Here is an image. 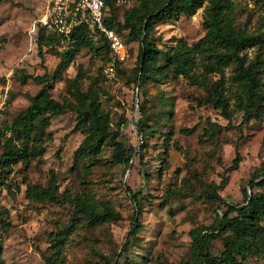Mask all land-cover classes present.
Returning a JSON list of instances; mask_svg holds the SVG:
<instances>
[{"label": "rangeland", "instance_id": "374dc122", "mask_svg": "<svg viewBox=\"0 0 264 264\" xmlns=\"http://www.w3.org/2000/svg\"><path fill=\"white\" fill-rule=\"evenodd\" d=\"M234 2L235 26L264 38V0ZM138 3L131 0L127 5H117V23H122L125 12ZM47 5L48 0H0V87L10 86L9 108L0 126L10 127L30 104L28 95L37 94L46 81L53 98L78 105L68 87L69 81L80 75L84 91L90 85L98 91L97 100L109 122L108 135L102 137L98 153L86 149L88 127L82 125L74 132L79 114L67 108L52 115L32 154L0 164V264H48V259L57 257L55 239L60 241L61 250L53 264L191 261V232L213 224L226 209L207 197L211 187L226 179L220 195L241 203L242 190L249 188L253 173L264 167V112L258 115L264 101L260 102L261 109L255 107L244 114L240 109L242 94L232 79L234 64L225 68L223 76L205 74L200 66V80L195 84L173 74L169 79H149L140 84L135 71L140 38L129 35L128 30L120 32L130 44L132 56L115 78L105 74L101 56L85 46L62 80L52 79L64 50L58 45L41 51L37 44ZM204 8L193 16L159 22L149 38L164 50L181 37L189 44L197 42L206 33ZM92 38L96 46L102 45L99 38ZM243 54L248 63L258 56L264 59V45L248 48ZM20 69L34 77L45 75L46 81L31 78L23 84L18 78ZM260 76L264 82V63ZM219 82L233 110L231 120L214 105L212 92ZM112 133L118 134L117 141L132 154L129 165L115 160ZM6 135L9 137L11 131ZM3 152L4 139L0 136V157ZM238 154V168L229 170ZM49 188L57 199L45 194ZM128 188L139 194L142 203L137 219L143 228L133 238L128 234L137 209ZM79 196L87 197L98 210H111L119 216L95 226L88 225L79 214L81 218L76 219L74 199ZM223 249L220 239L209 244L215 255ZM250 261L264 264V255Z\"/></svg>", "mask_w": 264, "mask_h": 264}, {"label": "trees", "instance_id": "16d2710c", "mask_svg": "<svg viewBox=\"0 0 264 264\" xmlns=\"http://www.w3.org/2000/svg\"><path fill=\"white\" fill-rule=\"evenodd\" d=\"M116 6L115 0H106L108 24L119 32L128 30L129 35L140 38V51L135 70L140 84L149 79L157 81L163 78L169 79L170 74H173L175 78L182 76L195 84L200 80V75L197 73L200 66H203L205 74L216 73L223 76L225 68L234 64L232 79L235 84H238L242 94L240 109L244 114H250L255 107L262 106L260 102L264 101L262 91L264 82L260 74L264 59L258 56L248 63L243 52L251 47H262L264 38L261 35L249 34L235 26L234 0H139L138 5L125 12L122 23L116 21ZM202 7H205L203 27L206 33L197 42L189 44L181 37L176 40L173 47L164 50L149 38L159 22L177 19L182 15L193 16ZM98 40L102 42V45H95L86 26H78L71 35V47L59 52L60 61L52 74V79L62 80L63 74L71 65L75 55L85 46L100 55L105 65L110 58L109 44L104 37ZM61 42L62 38L59 35L49 32L39 23L37 44L41 51L44 47L48 48L46 52L52 48L56 49ZM124 65L118 66L117 71L124 69ZM17 73L23 84L31 78L41 83L46 81L45 75L34 77L26 69H20ZM81 79L78 75L69 81L68 91L78 102V105L74 107L53 98L48 81L37 94L28 95L30 104L14 118L10 127L0 126V136L4 139V152L0 157V164H10L27 157L29 152L32 154L38 146L36 142L43 139L52 115L61 113L67 108L74 109L79 114L78 125L73 131L86 125L88 129L85 148L94 154L98 153L103 144L102 137L108 135L109 122L101 108V103L97 100L98 91L93 90L92 85L84 91ZM224 91L223 83L219 82L212 92L214 105L222 110L228 120H231L233 110L229 107L228 97ZM141 111L142 114L146 112L143 107ZM263 112L264 103L258 115L261 116ZM10 131L11 135L7 137L6 134ZM142 133H144L143 130ZM117 135V133L111 134L115 145V160L120 164L129 165L132 154H128L123 143L117 141ZM17 141H21L20 146L17 145ZM239 162L238 154L229 170L237 169ZM225 183L226 179H223L221 184L213 185L207 197L219 201L226 209L217 215V220L213 224L191 232L192 259L183 264H251V258L264 255V167L253 173L249 188L242 190L243 202L241 203L227 201L220 195L219 190ZM128 191L137 209L128 234L129 238H133L143 228L137 219L142 203L139 194L132 193L130 188ZM45 194L53 200L57 199L51 188L45 191ZM74 202H76V219L81 218L79 217L81 215L90 226L119 216L111 210H98L88 202L87 197L79 196L74 199ZM218 239L222 241L224 249L220 254L215 255L209 250V244ZM127 246L124 251L128 250ZM54 248V254L57 257L52 260L55 261L58 260L61 250L58 239L54 240ZM52 260L48 259V264H53Z\"/></svg>", "mask_w": 264, "mask_h": 264}, {"label": "built area", "instance_id": "2783aa9c", "mask_svg": "<svg viewBox=\"0 0 264 264\" xmlns=\"http://www.w3.org/2000/svg\"><path fill=\"white\" fill-rule=\"evenodd\" d=\"M131 0H115L118 6ZM106 0H48L45 17L40 23L49 32L62 38L61 50L71 47V35L81 25L88 28L91 36L104 37L110 49V58L104 65L105 74L115 78L118 66L130 61L132 53L127 39L107 22ZM10 86L0 87V124L9 108Z\"/></svg>", "mask_w": 264, "mask_h": 264}]
</instances>
